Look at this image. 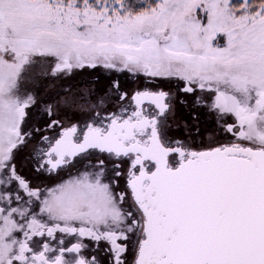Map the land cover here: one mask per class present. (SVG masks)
Listing matches in <instances>:
<instances>
[{
    "label": "snow or ice",
    "instance_id": "obj_1",
    "mask_svg": "<svg viewBox=\"0 0 264 264\" xmlns=\"http://www.w3.org/2000/svg\"><path fill=\"white\" fill-rule=\"evenodd\" d=\"M0 264H264V0H0Z\"/></svg>",
    "mask_w": 264,
    "mask_h": 264
}]
</instances>
